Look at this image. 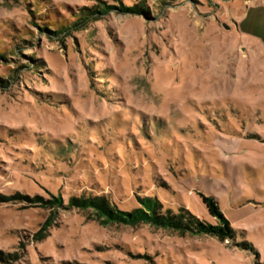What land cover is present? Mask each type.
<instances>
[{"label": "rangeland", "instance_id": "374dc122", "mask_svg": "<svg viewBox=\"0 0 264 264\" xmlns=\"http://www.w3.org/2000/svg\"><path fill=\"white\" fill-rule=\"evenodd\" d=\"M82 194L234 235L46 203ZM0 264H264V0H0Z\"/></svg>", "mask_w": 264, "mask_h": 264}, {"label": "trees", "instance_id": "16d2710c", "mask_svg": "<svg viewBox=\"0 0 264 264\" xmlns=\"http://www.w3.org/2000/svg\"><path fill=\"white\" fill-rule=\"evenodd\" d=\"M108 8H116L110 5ZM101 9V14L108 9ZM130 11H135L136 8H125ZM59 35L60 32H56ZM202 200L206 205L209 214L215 219V223H210L201 220L196 215L187 210L180 209L174 212L171 209L163 211V206L158 198L145 197L140 199L143 208L133 209L131 211L120 209L114 202L105 196L99 195H85L79 197H72L68 203L65 204L61 196L53 197V200L46 201L50 208L59 209L65 207L66 209L78 208L82 210H92L96 219L100 220L102 224H126L136 226L139 224H151L158 228L170 229L181 234L189 233L193 235H209L216 236L221 240L232 238L234 230L230 221L225 217L224 213L219 207L217 200L214 197L201 194Z\"/></svg>", "mask_w": 264, "mask_h": 264}]
</instances>
